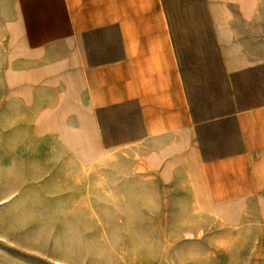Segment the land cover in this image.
<instances>
[{
  "label": "crops",
  "instance_id": "0c3cea01",
  "mask_svg": "<svg viewBox=\"0 0 264 264\" xmlns=\"http://www.w3.org/2000/svg\"><path fill=\"white\" fill-rule=\"evenodd\" d=\"M116 234L264 264V0H0V243Z\"/></svg>",
  "mask_w": 264,
  "mask_h": 264
},
{
  "label": "rangeland",
  "instance_id": "374dc122",
  "mask_svg": "<svg viewBox=\"0 0 264 264\" xmlns=\"http://www.w3.org/2000/svg\"><path fill=\"white\" fill-rule=\"evenodd\" d=\"M14 239L18 242L0 243V264H197V260L183 261L182 247L173 248L171 244L163 243L165 238L159 236L153 238L152 245H142L138 252L135 250L140 245L113 242L118 239L117 234L110 236L112 242L109 243H54L53 236ZM34 240L45 242H31ZM151 253L153 259L149 258ZM171 255L180 258L173 259Z\"/></svg>",
  "mask_w": 264,
  "mask_h": 264
}]
</instances>
